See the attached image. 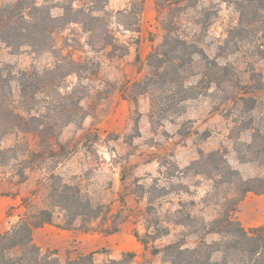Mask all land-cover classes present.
Returning <instances> with one entry per match:
<instances>
[{
  "label": "rangeland",
  "instance_id": "1",
  "mask_svg": "<svg viewBox=\"0 0 264 264\" xmlns=\"http://www.w3.org/2000/svg\"><path fill=\"white\" fill-rule=\"evenodd\" d=\"M11 1L15 0L0 3ZM35 1L52 6V13L60 15L66 0ZM130 2L110 0L108 8L117 12ZM198 8L211 22L207 32L200 34L206 57H196L197 65L187 69L186 85L192 87L189 94L193 96L176 106L173 101L186 94L181 83L166 93L159 83L155 90L139 94L138 102L129 96L133 82L148 75L147 56L162 41L154 0H144L140 32L125 30L118 16L111 19L114 33L129 47L122 56H112L109 49L93 50L81 24L71 23L55 33L59 54L89 60L84 87L79 89L80 95L85 94L82 104L88 114L52 139L54 156L23 162L34 166L27 169L25 180L16 174L18 162L0 164V232L23 213V196L36 192L41 205L51 184L69 183L88 194L95 205L109 208L105 224L116 220L120 229L103 232L101 218L92 229L82 227L80 220L70 228L47 224L36 229V243L44 251L57 249L63 263L68 252L75 256L95 251V263L104 264L133 250L138 253L134 264H168L162 253H152L153 246L184 239L186 246L194 247L202 236L209 242L221 239L216 232L204 236L203 226L222 210L224 196L236 191L228 183L214 188V182L198 172L196 161L201 152L220 151L244 179L264 177V88L245 93L243 86H264V0H200ZM0 60L4 73L13 77L23 69L51 68L58 57L52 51L3 45ZM77 81L76 74L67 78L70 86ZM12 84L17 90L16 82ZM166 94L171 101L162 100ZM26 138L37 148L36 135ZM16 139L9 136L3 146L13 145ZM182 207L192 217L176 224L177 216H185L176 212ZM236 216L246 227L264 224V194L249 192ZM56 221L64 223L63 213ZM157 226L168 233L155 238ZM136 232L150 241L147 249Z\"/></svg>",
  "mask_w": 264,
  "mask_h": 264
},
{
  "label": "trees",
  "instance_id": "2",
  "mask_svg": "<svg viewBox=\"0 0 264 264\" xmlns=\"http://www.w3.org/2000/svg\"><path fill=\"white\" fill-rule=\"evenodd\" d=\"M109 2L66 0L61 5L63 12L60 15L52 13V6L38 4L35 0L0 3V49L3 45L15 49L29 47L36 52H55L58 57L55 66L51 68L43 71L23 69L13 77L4 73L0 60V164L18 162L16 174L21 180L27 178V169L34 167L23 165L27 158L37 161L38 158L54 156L56 153L52 139L65 126L81 122L88 114L82 104L85 94L80 95L79 89L84 87L83 73L88 70L89 60L86 58L81 61L70 54H59L55 33L71 23L81 24L93 50L109 49L112 56H122L128 52L129 47L114 33L111 19L118 16L117 22L125 30L141 31L144 0H131L129 7L117 12L109 10ZM154 2L162 41L149 52L147 64L150 71L143 79L133 82L132 94L129 96L138 102L139 94L150 92L153 88L155 90V85L159 83L164 85L160 90L165 93L172 91L170 88L173 84L181 83V91L186 94L179 101H173L176 106L193 96L189 94L192 87L186 85L187 69L197 65L196 57H206L200 46V34L207 32L211 22L208 15L199 10L200 0ZM190 11H194V17L188 19ZM72 74L77 75L78 81L70 86L67 78ZM14 81L17 90L13 87ZM243 86L245 93L264 88L262 85L252 88V84ZM240 97L245 100L250 96ZM162 100L168 102L172 98L166 94ZM152 106L155 110V101ZM29 134L38 138L35 149L26 138ZM11 135L16 136V142L4 147V140ZM261 151H264V146ZM196 164L198 172L214 182V188H219L223 183L235 188L234 194L224 196V204L218 215L203 226L204 236L216 232L222 237L209 242L202 236L194 247L186 246V241L180 239L163 247L153 246L152 253H162L163 260L168 264H264V224L246 227L236 216L239 203L249 192L264 194V177L244 179L220 151L201 152ZM51 177H55V174ZM162 192L164 195L166 191ZM215 194H218L217 191ZM1 195L18 194L3 192ZM21 201L24 211L19 219L10 228L0 232V264H96L95 251L81 252L75 256L68 252L67 260L63 263L57 249L44 251L36 243L35 230L47 224L70 228L78 220L82 222V227L92 229L100 218V229L103 232L114 233L120 229L116 220L105 224L111 210L95 205L91 197L77 185L51 184L41 205L38 204L36 192L23 196ZM192 203L195 204L194 201ZM181 206L184 207L183 204ZM183 207L176 210L178 214L185 215L183 218L177 216L174 220L176 224H185L184 219L192 217L191 213L184 212ZM61 213L64 215V223L59 224L56 220ZM166 233V230L157 226L154 237L159 238ZM135 235L147 249L150 241L141 238L138 232ZM216 254L220 258H215ZM137 255L133 250L124 251L120 258H109L104 264H134Z\"/></svg>",
  "mask_w": 264,
  "mask_h": 264
}]
</instances>
